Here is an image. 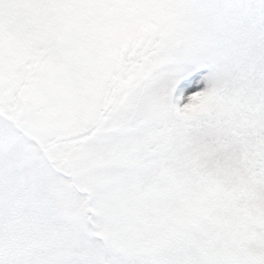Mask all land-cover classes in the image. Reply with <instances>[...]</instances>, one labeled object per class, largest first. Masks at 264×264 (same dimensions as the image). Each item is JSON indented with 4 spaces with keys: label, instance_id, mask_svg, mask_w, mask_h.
I'll return each instance as SVG.
<instances>
[{
    "label": "snow or ice",
    "instance_id": "1",
    "mask_svg": "<svg viewBox=\"0 0 264 264\" xmlns=\"http://www.w3.org/2000/svg\"><path fill=\"white\" fill-rule=\"evenodd\" d=\"M0 264H264V0H0Z\"/></svg>",
    "mask_w": 264,
    "mask_h": 264
}]
</instances>
